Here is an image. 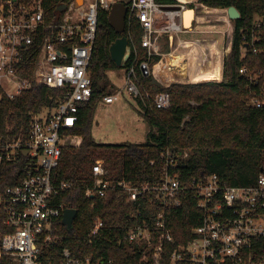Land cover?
Returning a JSON list of instances; mask_svg holds the SVG:
<instances>
[{"label": "built area", "instance_id": "obj_1", "mask_svg": "<svg viewBox=\"0 0 264 264\" xmlns=\"http://www.w3.org/2000/svg\"><path fill=\"white\" fill-rule=\"evenodd\" d=\"M122 1L83 0L78 6L74 0L52 19L44 9L43 0H0V101L14 100L41 87L61 94L56 107H45L31 114L26 136L0 135V172L1 165L20 156L25 158L26 165L20 182L8 186L0 195V219L7 230L4 235L0 233V261L8 256L16 264H46L41 259L42 248L59 243V225L63 224L67 210L59 199L74 187L71 182L59 181L57 170L63 150L82 143V137L73 135L72 131L78 122L79 105L92 96L89 69L99 14L109 13L114 3ZM176 2L174 6L179 10L171 11L155 0L128 1L130 12L144 30L142 47L149 56L170 58V70L184 77L188 74L187 60L179 67L173 64L186 56L179 50L191 48L192 42L182 39L181 35H211L213 32L207 29L211 27L206 26L207 23L225 22L227 30L218 31L225 40L221 50L225 58L231 51L234 28L232 31L227 9L225 20L211 21L203 17L210 9L200 0ZM190 6L195 11V19L193 26L186 29L184 13ZM163 33L170 39L171 50L167 54H163L161 47ZM175 38L176 49L173 48ZM211 41L218 46V40ZM242 42L244 53L260 54L258 45H264V17L255 19L251 30L243 34ZM240 75L248 80L249 105L263 107L264 72L253 73L245 67L240 69ZM222 80L223 75L221 80L213 81ZM138 82L132 66L126 72L124 89L134 99H143ZM121 94L122 91H111L102 102L113 104ZM146 97L151 98L148 93ZM152 101L158 109L171 106L167 92L159 93ZM151 165L155 166V162ZM92 172L94 183L86 192L87 198L124 194L128 204H132L147 195H155L156 202L162 204L152 222L149 217L139 220L127 229L123 239L126 244L150 253L154 264H161L165 244L175 243L166 212L181 207L187 198L192 199L202 213V222L193 229L191 240L174 248L171 264H264V174L252 186L226 185L216 174L186 181L179 171L177 157L169 151L163 155L162 173L153 182L133 184L110 180L103 160L95 161ZM141 216L139 213L138 217ZM105 228L104 222L96 219L87 236L89 244H93ZM60 264L101 263L91 257H75L65 249Z\"/></svg>", "mask_w": 264, "mask_h": 264}, {"label": "trees", "instance_id": "obj_2", "mask_svg": "<svg viewBox=\"0 0 264 264\" xmlns=\"http://www.w3.org/2000/svg\"><path fill=\"white\" fill-rule=\"evenodd\" d=\"M73 1L43 0V6L49 18L54 19L58 7ZM155 1L162 6L177 4L176 0ZM122 2L129 9L124 34H117L110 27L108 12L99 14L89 69L92 96L88 102L79 105L78 122L72 131L73 135L82 137V143L79 147L63 150L57 170V179L71 182L74 187L63 194L59 202L67 209L76 210L77 216L71 230L60 223L61 237L57 246L42 248L41 259L46 264H60L65 249L75 257H91L101 264H154L150 253L126 244L123 239L127 229L139 220L149 217L152 222L162 204L156 202L155 195H147L132 204H128L124 194L87 198L86 192L94 183L92 167L96 160L104 161L110 180H126L133 184L153 182L160 176L163 155L167 151L177 157L179 171L186 181L216 174L226 185L252 186L264 174V106L249 105L248 80L240 75V69L245 67L253 73L264 72V45H258V55L244 53L242 48L243 34L251 30L256 18L264 17V0H200L209 9L235 7L241 15L233 21L232 47L224 58L223 80L194 85L173 84L169 88L162 87L151 72L144 75L142 66L149 64L151 68L161 57L149 56L142 47L144 30L135 14L130 12V3ZM123 36L129 39L132 47L124 69L135 68L143 97L135 100L149 131L142 144H101L94 140L91 129L99 104L111 92L107 73L118 69L109 48ZM166 47H170L169 37ZM262 80L264 82V78ZM162 92L171 97L168 109H158L152 101ZM147 93L151 98L146 97ZM60 97L58 91L41 87L14 100L0 101V135L26 136L31 114L45 107H56ZM25 166L23 156L1 165L0 195L8 186L20 182ZM139 213H142L141 217H138ZM166 217L175 243L165 244L161 264H171L174 248L191 240L193 229L202 222V213L190 198L184 199L181 207L167 210ZM96 219H101L106 228L93 244H89L87 236ZM0 233H7L1 219ZM0 264L16 263L3 256Z\"/></svg>", "mask_w": 264, "mask_h": 264}, {"label": "rangeland", "instance_id": "obj_3", "mask_svg": "<svg viewBox=\"0 0 264 264\" xmlns=\"http://www.w3.org/2000/svg\"><path fill=\"white\" fill-rule=\"evenodd\" d=\"M128 2L129 0H123ZM202 12L203 10L200 9ZM208 13V12H204ZM214 14V13H213ZM213 16V15H210ZM232 31L234 28L233 21H231ZM160 25L159 27H162ZM207 29L212 31L213 34H199V33H189L181 35V38L193 42L195 38H208L213 40H218L219 48L222 50L225 45L224 37L218 33V31L227 30L228 26L224 22H212L207 23ZM167 38L168 34L163 33L161 36V47L163 48V54L170 52L171 46L167 49ZM233 39V38H232ZM176 38L173 48H177ZM191 51L190 48L180 49L179 52L188 54ZM207 57V54L205 55ZM202 65L204 62L213 65L215 60L213 58H201ZM215 59V58H214ZM223 65V58H220ZM167 62L169 64L170 58H160L159 62L150 68L147 64V68L153 74L154 79L164 88H169L173 84H184V85H194L206 82H218L213 80L200 81L198 83H192L189 78L183 80V76L177 71L170 70L171 83L169 86L163 85L162 82L155 74V67L161 62ZM187 60V65H188ZM189 67V65H188ZM126 70L118 68L115 70H110L107 75L109 82L111 84L110 91H122V94L118 101L113 104H105L101 102L97 108L96 114L94 116V123L91 129L92 137L94 140L101 144H142L147 140V135L149 127L144 119V117L139 113L137 101L127 93L124 89ZM188 72V71H187ZM217 80V79H216ZM186 82V83H184ZM188 82V83H187Z\"/></svg>", "mask_w": 264, "mask_h": 264}, {"label": "water", "instance_id": "obj_4", "mask_svg": "<svg viewBox=\"0 0 264 264\" xmlns=\"http://www.w3.org/2000/svg\"><path fill=\"white\" fill-rule=\"evenodd\" d=\"M83 0H76V4L80 6ZM66 8V5H62L57 8V12H62ZM167 10L175 11L179 10L178 6H167L165 7ZM129 13V9L127 5L123 2H116L113 4L110 12H109V24L110 27L117 34H124L126 30V19ZM228 18L231 21H236L240 19V12L235 7H230L227 9ZM195 19V11L190 8L184 13L183 26L186 29H190L193 25ZM171 40H174L171 37ZM109 53L112 61L118 68L124 69L131 57L132 47L130 46L129 39L126 36H123L117 39L109 48ZM176 64H173V66ZM180 64L176 67H179ZM142 71L145 76L150 74L147 65L142 66ZM77 216V211L73 209H67L63 216V224L68 228V230L72 229L73 222Z\"/></svg>", "mask_w": 264, "mask_h": 264}, {"label": "bare ground", "instance_id": "obj_5", "mask_svg": "<svg viewBox=\"0 0 264 264\" xmlns=\"http://www.w3.org/2000/svg\"><path fill=\"white\" fill-rule=\"evenodd\" d=\"M184 2L188 0H182ZM208 13H205L203 16L205 19L211 20V21H222L224 18V15L221 13L219 9L217 10H208ZM214 13V14H213ZM213 15V16H210ZM203 19V18H202ZM204 19V20H205ZM213 43L216 46L215 41H198V42H192L191 51L187 54V56H184L183 59H180L179 61H175L174 65L175 67L178 66L182 61L185 59L188 60V74L184 76L183 80H186L189 78V81L192 83H198L200 81H208V80H221L222 79V72H223V65L220 61V58H223L222 51L219 50L218 53V59H215V63L211 65L210 63H203L202 65V59L201 58H211V54L209 52V48L213 46ZM231 46V32L229 34V48ZM214 49V51L217 49ZM207 54V57L205 55ZM155 74L159 78V80L162 82L163 85L169 86L171 83V75H170V66L167 64V62L161 61L156 67H155Z\"/></svg>", "mask_w": 264, "mask_h": 264}, {"label": "crops", "instance_id": "obj_6", "mask_svg": "<svg viewBox=\"0 0 264 264\" xmlns=\"http://www.w3.org/2000/svg\"><path fill=\"white\" fill-rule=\"evenodd\" d=\"M190 7H192V6H190ZM210 10H217V9H210ZM220 11H221V13L224 15V19L223 20H225V10H223V9H219ZM225 23V22H224ZM193 26V25H192ZM196 39H205L206 41L207 40H213V39H208V38H204V37H201V38H195V39H193V40H196ZM217 46V45H216ZM216 47H215V44L213 43V46H211L210 48H209V52H210V54H211V58H213V60H215V59H218V53H219V50H221L220 48H219V44H218V46H217V51L218 52H216V50L214 51V49H215ZM182 50V49H181ZM183 53V52H182ZM186 56H187V54H186ZM215 58V59H214ZM220 61H221V59H220ZM209 63H211V62H209ZM223 66H224V57H223ZM222 75H223V72H222Z\"/></svg>", "mask_w": 264, "mask_h": 264}]
</instances>
